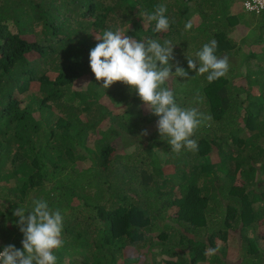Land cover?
<instances>
[{"label":"trees","instance_id":"1","mask_svg":"<svg viewBox=\"0 0 264 264\" xmlns=\"http://www.w3.org/2000/svg\"><path fill=\"white\" fill-rule=\"evenodd\" d=\"M242 1L0 0V250H22L13 212L43 199L64 217L57 264H264V11ZM105 30L176 45L188 78L164 87L210 116L197 150L174 153L134 91L95 80ZM212 39L230 68L210 83L187 58Z\"/></svg>","mask_w":264,"mask_h":264},{"label":"clouds","instance_id":"2","mask_svg":"<svg viewBox=\"0 0 264 264\" xmlns=\"http://www.w3.org/2000/svg\"><path fill=\"white\" fill-rule=\"evenodd\" d=\"M166 11L167 7L161 4L156 6L153 13H145L148 22L155 21L157 32L169 28ZM191 27V22L185 24L186 30ZM96 40L98 43L89 52V67L95 80L103 81L102 87L105 89L119 82L134 91L145 108L158 118L157 131L160 137L167 138V144L174 153L179 154L185 149L197 150L198 144L193 136L210 116L195 107H180L173 91L164 87L174 78H188L184 68L172 63L176 45L171 40L163 43L149 38L138 40L112 30H105ZM217 46L218 42L212 39L195 54V59L187 58L188 69L200 75L207 73L206 79L210 83L224 77L230 68L227 56L218 57L215 54ZM147 135V130L142 131L141 136ZM32 204L31 211L26 212L18 207L13 212L19 218L17 226L23 234L22 250L14 245L5 246L0 250V264H57L54 250L64 243V217L59 209H51L43 199H34ZM217 251L209 246L206 254L215 255Z\"/></svg>","mask_w":264,"mask_h":264},{"label":"built area","instance_id":"3","mask_svg":"<svg viewBox=\"0 0 264 264\" xmlns=\"http://www.w3.org/2000/svg\"><path fill=\"white\" fill-rule=\"evenodd\" d=\"M241 7L244 11L258 13L264 11V0H243Z\"/></svg>","mask_w":264,"mask_h":264},{"label":"rangeland","instance_id":"4","mask_svg":"<svg viewBox=\"0 0 264 264\" xmlns=\"http://www.w3.org/2000/svg\"><path fill=\"white\" fill-rule=\"evenodd\" d=\"M241 1V0H240ZM239 5L237 6L238 7V9H241V10H243L242 9V7H241V4H240V2L238 3ZM237 7H235V8H237ZM244 11V10H243ZM246 12V11H245ZM84 81H86V78H84ZM83 83V79H80V80H78L74 85V87H79V84L81 85ZM262 245L264 246V241H262Z\"/></svg>","mask_w":264,"mask_h":264}]
</instances>
